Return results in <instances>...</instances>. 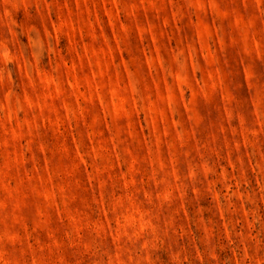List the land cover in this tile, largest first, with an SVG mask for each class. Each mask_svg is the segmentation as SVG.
Listing matches in <instances>:
<instances>
[{
	"label": "rangeland",
	"instance_id": "374dc122",
	"mask_svg": "<svg viewBox=\"0 0 264 264\" xmlns=\"http://www.w3.org/2000/svg\"><path fill=\"white\" fill-rule=\"evenodd\" d=\"M0 264H264V0H0Z\"/></svg>",
	"mask_w": 264,
	"mask_h": 264
}]
</instances>
